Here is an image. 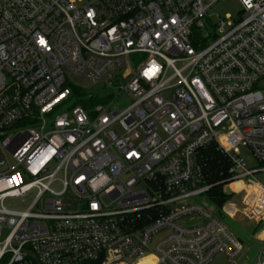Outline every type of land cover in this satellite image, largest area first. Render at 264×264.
Segmentation results:
<instances>
[{"label":"built area","instance_id":"1","mask_svg":"<svg viewBox=\"0 0 264 264\" xmlns=\"http://www.w3.org/2000/svg\"><path fill=\"white\" fill-rule=\"evenodd\" d=\"M218 1L0 0V264L240 256L219 217L177 206L207 196L214 146L231 163L226 187L248 186L229 192L264 220V185L245 181L264 172V0L208 26Z\"/></svg>","mask_w":264,"mask_h":264},{"label":"rangeland","instance_id":"2","mask_svg":"<svg viewBox=\"0 0 264 264\" xmlns=\"http://www.w3.org/2000/svg\"><path fill=\"white\" fill-rule=\"evenodd\" d=\"M241 11L242 6L237 0L218 1L208 9L209 22L207 23V25H215L219 23L220 19H223L228 15L232 16L233 18H238ZM71 80L73 85L78 86L85 91L95 92L100 88V85H94L82 77L74 76L71 78ZM242 155L246 159L248 167H255L258 165L253 156L246 150H243ZM249 180H256L264 185V172H259L255 174V176L245 179V181ZM239 186L240 187L238 190L248 187L243 182H239ZM54 188L57 189L60 187L58 185H55ZM225 189L230 191L229 186L225 187ZM234 194L233 197L224 204H235L237 206L238 212L233 218L229 217L227 214H224V217L221 218L220 214L222 213V211H220V209L211 200H209L206 195L198 196L187 201L184 200L177 205L184 206L194 203H200L201 205H203L205 211H208L213 215L219 217L232 234L244 240V250L235 260L229 259L223 253H218L208 264H255V262L258 260V256L262 246L261 244L254 242L253 240L251 241L248 238V235L252 233L254 229V225L249 222L243 211L245 208V204L243 203L244 191H241L240 193H237L235 195ZM29 202L30 198L27 199L26 203L14 201V203L10 205H12L17 210L22 211L27 207ZM201 219L202 218L200 217V214L196 212L191 215V220L184 221L185 223L191 224L192 222L201 221Z\"/></svg>","mask_w":264,"mask_h":264},{"label":"trees","instance_id":"3","mask_svg":"<svg viewBox=\"0 0 264 264\" xmlns=\"http://www.w3.org/2000/svg\"><path fill=\"white\" fill-rule=\"evenodd\" d=\"M85 105L83 101L80 102ZM203 166L207 183L211 186L207 192L208 198L220 209L233 197V193L225 189L230 178V166L228 158L214 146L203 150ZM238 182L230 185V189L238 190Z\"/></svg>","mask_w":264,"mask_h":264},{"label":"crops","instance_id":"4","mask_svg":"<svg viewBox=\"0 0 264 264\" xmlns=\"http://www.w3.org/2000/svg\"><path fill=\"white\" fill-rule=\"evenodd\" d=\"M238 184H239V182H238ZM239 187H238V189H239ZM247 219L249 220V222L251 224L254 225V229H253L252 233H250L248 235V238L251 241L253 240L254 242H257V243L261 244V246H262L261 250H262L264 248V220H261V221L258 222L256 220L250 219L249 217H247ZM238 238H239V240L242 242V244L244 246V243H245L244 240L242 238H240V237H238Z\"/></svg>","mask_w":264,"mask_h":264},{"label":"water","instance_id":"5","mask_svg":"<svg viewBox=\"0 0 264 264\" xmlns=\"http://www.w3.org/2000/svg\"><path fill=\"white\" fill-rule=\"evenodd\" d=\"M220 217L223 218V217H224V213H221V214H220Z\"/></svg>","mask_w":264,"mask_h":264},{"label":"snow or ice","instance_id":"6","mask_svg":"<svg viewBox=\"0 0 264 264\" xmlns=\"http://www.w3.org/2000/svg\"><path fill=\"white\" fill-rule=\"evenodd\" d=\"M41 43H43V41H41Z\"/></svg>","mask_w":264,"mask_h":264}]
</instances>
